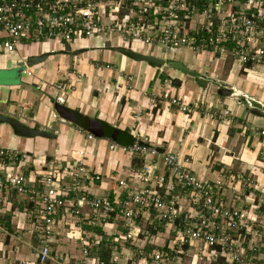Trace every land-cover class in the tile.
<instances>
[{
    "label": "built area",
    "instance_id": "2783aa9c",
    "mask_svg": "<svg viewBox=\"0 0 264 264\" xmlns=\"http://www.w3.org/2000/svg\"><path fill=\"white\" fill-rule=\"evenodd\" d=\"M90 45H138L156 57L174 50L229 56L241 73L259 71L264 82V0H0V56L19 49L32 48L29 54L37 56L53 54L58 46L77 50ZM51 86L60 101L65 85ZM170 103L184 113L190 109L175 98ZM259 134L264 137V130ZM85 137L92 139V134ZM108 149L141 160L138 168L115 179L112 197L88 191L102 178L84 163L83 149L64 165L41 159L34 175L25 176L20 168L29 155L0 147V196L14 192L31 203L27 213L33 217L37 247L32 264L57 263L51 245L59 224L70 228L69 238L81 242L85 255L94 240L79 230V221L104 224L112 216L122 228L113 241L135 247L143 264H264V208H259L264 191L259 203L244 195L253 204L248 208L223 197V183L236 194L250 179L241 173L234 178L218 174L213 184L207 183L187 166V159L159 150L143 137L130 145L110 141ZM155 164L162 173L155 172ZM116 259L113 254L107 263L97 259L95 264Z\"/></svg>",
    "mask_w": 264,
    "mask_h": 264
},
{
    "label": "crops",
    "instance_id": "0c3cea01",
    "mask_svg": "<svg viewBox=\"0 0 264 264\" xmlns=\"http://www.w3.org/2000/svg\"><path fill=\"white\" fill-rule=\"evenodd\" d=\"M56 48L58 51L55 50V53L59 57L47 54L42 62L23 67L26 70L17 72L16 81L0 83V115L12 117L26 127L50 133L53 137H19L12 133L7 124L1 123L0 147L27 153L35 165L41 159L58 160V163L64 165L76 154L75 151L83 149L84 163L92 173H100L102 178L87 186L88 191L93 195L112 197L117 193L115 179L123 177L128 169L138 168L141 160L119 151H110L108 143L113 141L119 145H130L135 138L143 137L157 149L187 159V166L207 183L213 184L218 174L234 178L241 173L250 179L248 184L240 185L244 191L233 194L226 188L227 184L223 183V197L229 203L235 201L241 207L248 208L253 204L244 201V195L249 194V201L259 203L258 194L264 191V137L259 134L260 130H264V118L252 112L257 101L255 99L259 100L258 105L263 103L259 99L261 91L257 92L264 88L259 71L241 73L236 62L229 56L213 58L210 53L195 56L186 50H174L167 52V56L157 55V58L164 60H178L202 75L207 84L200 87L190 77L166 66H162L166 67L165 70L162 67L156 70L143 61L131 60L107 48L99 49L93 45L81 48L85 52L106 51L104 59H100L102 63L98 61L99 57L68 55L61 51L71 50H61L59 46ZM143 48L136 45L134 51L149 55ZM31 49H19L12 55L0 56V70L19 68V63L23 62L26 55L34 56L29 54ZM182 53H190L191 61L180 60ZM60 55H68L69 62L65 63ZM226 57L229 62L227 74L224 80H218L213 74L218 67H222ZM216 60L220 62L216 63ZM70 67L73 68L71 72L67 71ZM172 78L179 80V86L171 85ZM59 79H67L69 85H74V89L68 95L60 96V101H57L55 97L58 93L51 85ZM151 80L152 85L148 87ZM219 86L228 88L231 93L227 96L218 95L216 91ZM244 97L250 106L243 100ZM171 98L190 106L189 111H179L176 105L170 103ZM56 106L69 110V119L72 121L64 120L56 111ZM89 120L102 122L109 130L102 131V135H95L87 130ZM86 132L92 134V139L85 137ZM235 148L237 150L233 151ZM30 162L20 168L25 176H33L34 169L37 170L29 165ZM155 167V172L162 173L159 164H155ZM11 194L16 195L8 192L5 196L3 192L0 196V202L5 206L3 209L0 206V218L8 220L9 225V217L17 211L28 217L30 225L31 217L27 213L30 203L18 195L20 201H11ZM262 199L260 209L264 208ZM18 206L22 208L18 209ZM82 211L86 213L89 208L84 207ZM85 220L82 218L79 221V230L82 229L83 233L94 240L87 247V254H82L79 240L61 238L63 233L61 237L58 235L61 233H58L51 245V256L56 264H75L76 260L77 263L83 262L81 264H95L97 259L106 263L113 254H116L117 259L112 264H126L131 249L135 247L129 243L113 241L122 231L120 220L115 216L104 224L97 219L94 220H97L96 223L91 224ZM19 221L18 217L17 228ZM61 225L57 226L56 231H61ZM0 230L8 232L2 224ZM66 233L65 230L64 236ZM31 235L36 237L34 232ZM60 239H71L73 243L68 246ZM26 246L30 256L25 264H32L37 247ZM71 248L79 253H68ZM69 258L73 260L69 261ZM135 264H143V257L140 256Z\"/></svg>",
    "mask_w": 264,
    "mask_h": 264
},
{
    "label": "rangeland",
    "instance_id": "374dc122",
    "mask_svg": "<svg viewBox=\"0 0 264 264\" xmlns=\"http://www.w3.org/2000/svg\"><path fill=\"white\" fill-rule=\"evenodd\" d=\"M113 41L116 42L115 39H113ZM90 43H95V41L93 39H91ZM47 45H49V44H47ZM105 46H108V44L105 43ZM130 48L134 51V50H136V45H130ZM56 50L58 51V49H56ZM143 50L146 51L147 49L143 48ZM160 50H162V49H160ZM101 52H97L96 50L87 51V52L79 54V56H81V57L88 56L90 58L91 57H93V58L99 57L98 61L100 63H102V61L100 59H104L103 57H104L105 53H107V52L104 50H102ZM50 56H53L55 58L59 57L56 55V53L50 54ZM60 56H61V58L63 57V59H65V61H66L65 63L69 62V56L68 55H60ZM190 58H191L190 53H186V54L182 53L180 55L179 59L180 60L184 59L185 61H191ZM219 62H220V60H216V63H219ZM228 66H229V62H228V59L226 57L225 61L222 64V67H218L217 68L218 70H216V72L213 75L218 80H224L225 76L227 74L226 71H227ZM18 69L19 68L17 67V68L12 69V70H0V83H2V82L9 83V82H12V80H14V79L16 81L17 80L16 76H18V74H17ZM161 69L165 70L166 67H162ZM23 70H26V68H24ZM72 70H73V68H71V67L67 68V71H69V72H71ZM96 77L97 76H95V78ZM249 77H251V74L249 75ZM56 83H61V84L65 85L64 91L67 92V94L64 92L65 95H68V93H70V91H72L74 89V85L73 84L69 85V82L67 81V79H63V80L59 79L58 82H56ZM259 91L263 92L262 94H261V92L259 93L261 96V98H259V99H261L263 101L262 106H264V88L261 90H258L257 92H259ZM260 96H255V97H260ZM255 100L259 101L258 99H255ZM257 101H255V102H257ZM88 113H90V112H88ZM49 131H51V130H49ZM21 139H23V138H21ZM19 148H21V146ZM37 149L38 148H34V150H37ZM236 150H237V148H235L233 151H236ZM260 156L261 155L259 154V158H260ZM27 162L28 163L30 162V158L28 159ZM29 165L36 168V165L32 161V159H31V162ZM253 179H256V176H253ZM9 199L11 201H14V202L20 201L16 195L14 196L12 194L9 195ZM18 203L21 204V202H18ZM1 205H2V209H3L5 206L0 202V206ZM18 217L20 218L19 226H18L19 228L16 227V225H17L16 221H17ZM21 217H23L24 219ZM22 219H23V221H22ZM20 222L22 224L23 223L24 224L22 225ZM9 223H10L9 225L11 228L10 233H8V232L4 233V232H1V230H0V264H25L28 261V255H29V253H28L29 248L26 245H28V246L31 245V247H34L36 245V237H34V235H31V234H33L34 228H33V226L29 225L28 217L26 215L25 216L20 215L17 211L14 215L9 217ZM65 230L70 232V234L68 236L67 235L64 236ZM57 231L59 233H61V234H58L59 237H61L60 235H62V233H63L61 238H65V237L69 238V236H71V230H70V228H68L67 225H65V226L61 225V231L58 229H57ZM168 236L169 235L167 233L163 232V237H164L163 241H167ZM70 238H72V237H70ZM65 240L60 239V241H64L63 244H66L68 246L70 245V243H73V241H71V239H65ZM72 240H74V239L72 238ZM71 246L73 247L72 244H71ZM131 250H132V253L129 254V260L127 261L126 264H135L137 259L140 257V255L138 254V252L135 248H133ZM68 253H79V252L78 251L75 252V249L73 250V248H71ZM68 260L72 261L73 258H69ZM198 262H197V264H199Z\"/></svg>",
    "mask_w": 264,
    "mask_h": 264
},
{
    "label": "water",
    "instance_id": "95a60500",
    "mask_svg": "<svg viewBox=\"0 0 264 264\" xmlns=\"http://www.w3.org/2000/svg\"><path fill=\"white\" fill-rule=\"evenodd\" d=\"M83 50L84 49H77V50H71V51H61V53L68 54V55H76V54L83 52ZM107 50L117 52V53L131 59V60H134V61H143L147 65H149L150 67L156 68V70L161 68L162 66H166L172 70H175L181 74H184V75L190 77L197 86L205 87V85L207 84V80L202 75H200L199 73H197L196 71H194L192 69H189L186 65H184L182 62H180L178 60H175V59L164 60L161 58L154 57L152 55L141 54V53L132 51L131 49H127L124 47H108ZM46 56H47V54H40L37 56L28 57L24 63H19L18 72L21 71L23 69V67H29L33 64L42 62L46 58ZM156 74H157V71H156L155 75ZM153 78H155V77H153ZM152 82L153 81L151 80L148 83V87H151ZM170 83L172 86H175V87L179 86V84H180V82L177 78L170 79ZM217 88L218 89L216 92L220 96H227L231 93V91H229V89L226 87L219 86ZM93 94H95V92ZM56 111L64 120L72 121L71 119H69V114H70L69 110H67L65 107L56 106ZM252 112L255 115H259V116L264 118V112H262L261 110L254 108V109H252ZM1 123L7 124L9 126V128L11 129L12 133L16 136H19V137L32 138V137L39 136V137H44V138H49V139L53 137V135L50 133L26 127L24 124L18 122L17 120L13 119L12 117L6 116V115H0V124ZM93 123H94V125H93ZM105 127L108 128L107 126H105ZM87 130L94 133L95 135H98V136L103 134L102 130L100 128V122L96 121V120L95 121L94 120L88 121Z\"/></svg>",
    "mask_w": 264,
    "mask_h": 264
},
{
    "label": "trees",
    "instance_id": "16d2710c",
    "mask_svg": "<svg viewBox=\"0 0 264 264\" xmlns=\"http://www.w3.org/2000/svg\"><path fill=\"white\" fill-rule=\"evenodd\" d=\"M122 142H123V143H128L127 141H122ZM28 204H29V203H27V206H29ZM30 207H31V203H30ZM17 208L20 209V208H22V207H21V206H18ZM31 220H33V217H31ZM34 221H35V219H34ZM0 224H2V226H3L5 229H7L8 232L11 231L10 226L8 225V220H3L2 218H0ZM100 257L102 258V255H100ZM103 259H105V256H103Z\"/></svg>",
    "mask_w": 264,
    "mask_h": 264
},
{
    "label": "flooded vegetation",
    "instance_id": "af4514ba",
    "mask_svg": "<svg viewBox=\"0 0 264 264\" xmlns=\"http://www.w3.org/2000/svg\"><path fill=\"white\" fill-rule=\"evenodd\" d=\"M258 104H259L258 102H255V106L253 108H256V109L261 110L262 112H264V106H262L263 104L262 105H258ZM256 105L258 106V108L256 107ZM75 118L78 119L79 116L76 115ZM93 125H94V123H93ZM100 128H101L102 131H108L109 130L108 128L105 127V125L102 122H100Z\"/></svg>",
    "mask_w": 264,
    "mask_h": 264
},
{
    "label": "bare ground",
    "instance_id": "6f19581e",
    "mask_svg": "<svg viewBox=\"0 0 264 264\" xmlns=\"http://www.w3.org/2000/svg\"><path fill=\"white\" fill-rule=\"evenodd\" d=\"M83 52H85V50H83ZM83 52H81V53H83ZM81 53H79V54H81Z\"/></svg>",
    "mask_w": 264,
    "mask_h": 264
},
{
    "label": "clouds",
    "instance_id": "9594fccd",
    "mask_svg": "<svg viewBox=\"0 0 264 264\" xmlns=\"http://www.w3.org/2000/svg\"><path fill=\"white\" fill-rule=\"evenodd\" d=\"M107 262H108V261H107ZM107 262H106V263H107Z\"/></svg>",
    "mask_w": 264,
    "mask_h": 264
}]
</instances>
